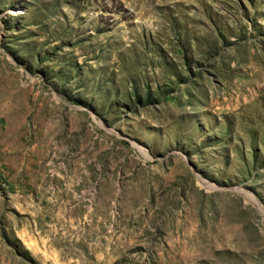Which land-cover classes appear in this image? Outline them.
Listing matches in <instances>:
<instances>
[{"label": "rangeland", "instance_id": "1", "mask_svg": "<svg viewBox=\"0 0 264 264\" xmlns=\"http://www.w3.org/2000/svg\"><path fill=\"white\" fill-rule=\"evenodd\" d=\"M0 264H264V0H0Z\"/></svg>", "mask_w": 264, "mask_h": 264}]
</instances>
